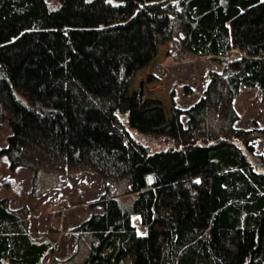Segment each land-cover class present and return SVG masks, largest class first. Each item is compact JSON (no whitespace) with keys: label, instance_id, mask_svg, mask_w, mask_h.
Returning a JSON list of instances; mask_svg holds the SVG:
<instances>
[{"label":"trees","instance_id":"1","mask_svg":"<svg viewBox=\"0 0 264 264\" xmlns=\"http://www.w3.org/2000/svg\"><path fill=\"white\" fill-rule=\"evenodd\" d=\"M173 37L223 69L165 123L134 120L162 104L131 83ZM251 88L264 100V0H0L10 166L34 171V197L64 176L105 184L103 210L75 228L61 264H264V127L235 125L234 101ZM51 246L32 236L27 205L0 200V264H44Z\"/></svg>","mask_w":264,"mask_h":264},{"label":"rangeland","instance_id":"2","mask_svg":"<svg viewBox=\"0 0 264 264\" xmlns=\"http://www.w3.org/2000/svg\"><path fill=\"white\" fill-rule=\"evenodd\" d=\"M47 2L50 7L58 5V0ZM241 56L240 51L233 50L229 57ZM222 69L223 65L216 59L187 51L179 38L166 40L160 44L156 56L139 70L131 83V91L142 86L146 97L157 98L162 104L138 110L133 119L151 121L156 125L165 123L171 117L173 107L186 109L204 94L211 71ZM234 105L239 114L235 122L237 127H264V100L255 88L242 90ZM181 118L184 123L187 122L185 113ZM10 134V125L5 121L0 125V200L8 198L12 208L28 206L32 236L52 242L51 248L43 256V263L61 264L77 250L78 232L75 228L92 214L103 210L96 202L105 191L104 181L101 176L91 173L64 176V184L34 197V171L25 165L12 168L8 156L3 153ZM139 138L151 145L154 151L165 147L155 138L143 135H139ZM263 151L264 141L259 138L256 152ZM133 223L139 233L146 232L138 215L133 217Z\"/></svg>","mask_w":264,"mask_h":264}]
</instances>
